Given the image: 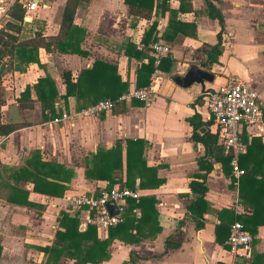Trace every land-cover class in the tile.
I'll return each mask as SVG.
<instances>
[{
    "label": "crops",
    "instance_id": "0c3cea01",
    "mask_svg": "<svg viewBox=\"0 0 264 264\" xmlns=\"http://www.w3.org/2000/svg\"><path fill=\"white\" fill-rule=\"evenodd\" d=\"M33 1L36 6L22 25L18 39L28 41L43 37L46 40L58 36L67 0ZM188 1L191 10L179 11L174 18L193 26H184L177 33L168 32L171 36L168 39L161 36L167 30L168 9L157 14L153 9L134 8L131 11L124 0L79 1L73 23L84 29L79 43L83 53L47 51L40 43L38 62L23 63L22 70L10 69L1 74L4 102L0 106V120L18 126L10 133L0 135V168H3L0 179V264H44L46 254L41 247L51 245L59 227L60 212H69L64 207V196L96 193L108 183L107 180L85 177L86 159L98 148L113 147L118 141L124 164V145L129 138L146 141L143 152L146 164L156 167L157 175L163 178L157 187L135 188L140 190L141 196L154 198L160 230L151 236L149 225H144L136 242L114 239L108 247L110 257L100 264H121L130 252L141 257L135 264H264V224L251 235L253 253L250 258L236 255L226 244L216 241L215 230L222 218H230L232 214L249 215L250 208L238 197V183L235 181L233 188L229 185L231 180L224 173L222 162L207 158L203 143L191 138L194 127L199 133L206 129L211 131L210 124H205L211 117L203 91L234 79L257 91L264 115V0H212L224 18L222 52L217 62L212 63L206 61L204 49L217 43L218 22L207 15L205 0ZM179 2L166 0L165 4L176 10ZM154 21H157L158 39L169 46V53L161 59L160 84L149 100H123L118 102L122 103L119 111L62 120L57 124L44 118V113L49 110L43 109L36 100L33 87L38 77L50 76L58 93H63L64 71H68L71 81H75L82 69L100 59L116 64L117 72L121 80L128 82V88L136 86V68L148 60L151 55L148 45L155 41L144 42L142 37ZM131 42L146 55L142 58L128 56L125 50ZM0 64L4 67L3 61ZM200 64L214 74L212 82L182 88L172 80L173 76L184 74L189 66ZM26 85L30 86V98L34 102L30 107L21 108L19 96ZM75 99L74 95L67 97L71 110L75 108ZM63 101V98H55L56 108L64 109ZM245 133L248 142L264 144V138ZM32 150H39L43 160H54L73 170L61 196L35 191L29 188L27 181L15 179V171L24 165ZM246 156L247 151L240 159ZM202 179L206 185V209L201 219L202 227L196 228L195 222L188 217L187 205L194 199L188 184L191 180ZM117 185L118 182L112 187ZM14 187L27 191L29 204L7 200L6 196L12 194ZM106 231L99 230V238L104 237ZM176 231L179 232L180 247L156 257L164 250L165 238ZM66 263L63 257L59 259L58 264Z\"/></svg>",
    "mask_w": 264,
    "mask_h": 264
},
{
    "label": "trees",
    "instance_id": "16d2710c",
    "mask_svg": "<svg viewBox=\"0 0 264 264\" xmlns=\"http://www.w3.org/2000/svg\"><path fill=\"white\" fill-rule=\"evenodd\" d=\"M79 1L87 0H67L63 6L60 33L56 37H49L46 40L41 37L35 40L20 41L18 33L24 20V6L18 0H13L6 11V16L0 25V61L4 63V70L1 74L10 69L22 70L23 63L38 62L37 48L40 43L45 50L53 51H69L83 53L79 48V43L83 38L84 29L73 23L75 8ZM130 7L131 11L134 8L145 9L147 11L155 10V13L162 14L166 9L169 10L170 18L166 32L161 34L164 39L170 38L168 32L177 33L184 26L192 27V24L181 23L175 20L176 14L191 10V4L188 0H179V7L173 10L165 4L166 0H124ZM207 15L217 20L219 31L217 33V43L210 45L204 49L206 61L208 63L217 62L218 56L222 52L221 35L224 28V18L221 10L212 2L205 0ZM157 21H154L142 41L156 40L159 37L157 29ZM183 32V31H182ZM173 37V36H172ZM130 48L132 49L130 51ZM125 52L128 56L142 58L146 54L142 50L135 48L131 42L126 47ZM6 57V58H5ZM5 58V60H3ZM206 61H204L206 63ZM162 60L159 64L161 67ZM154 70L153 57L148 55L146 62H141L136 68V87H144L148 84L149 77ZM63 83L65 90L63 93H58L55 84L50 76L45 75L38 77L33 85L36 100L41 103L43 109H48L44 113L45 119H52L60 116L62 112H71L79 110L90 104L95 103L102 98L116 99L119 95L128 90V82L123 81L117 72L116 64L105 60L96 59L91 67L82 69L75 81H71L70 73L63 72ZM75 96L74 109H69L67 97ZM203 95V94H202ZM201 95V97H202ZM201 97H198L201 98ZM55 98H63L65 107L56 108ZM63 101V102H64ZM3 92L0 86V106L3 104ZM34 100L30 98V86L26 85L19 96V106L30 107ZM122 109V103H116L111 111L116 112ZM210 122L205 124L209 126ZM18 125L11 122H1L0 120V135H6L17 128ZM191 138L200 141L206 147V156L222 162L224 173L230 178V186L233 188L235 179L231 175L229 165V154L226 153L220 143L217 141L215 133L206 129L199 133L194 127ZM242 139L246 143L247 156L239 160L240 167L244 170L237 180L238 197L242 203L250 208L249 215L232 214L230 218H222L215 230V239L219 244H224V240L228 236L229 225L235 219H238L243 228L251 235L256 233L259 225L264 224V144L261 142H248L245 132L242 133ZM146 146V141L138 139L125 140V161L122 163V146L120 142L110 148H98L97 151L88 157L85 161L84 175L88 179H103L107 180L106 189H110L116 182L121 187L135 189L153 188L159 186L163 182V178L157 175L156 167L148 166L144 158L143 152ZM202 161V159H199ZM207 165L209 162L207 160ZM123 170V172H122ZM1 171L0 168V179ZM122 173L124 178L122 179ZM73 176V170L65 167L63 164L54 160H43L39 150H32L30 157L25 160L24 165L20 166L15 171V179H23L30 183L29 188L35 191L52 196H61L65 189V182L69 181ZM137 178V184H136ZM189 189L194 195V199L187 205L189 218L195 222V227L200 228L203 225L202 216L205 212L204 192L206 185L204 179L191 180ZM12 194L6 196L7 200L14 203L27 202V191L20 188H12ZM155 200L151 196H141L136 204L140 207V217L136 220L131 213L133 201L129 200L128 208L123 215V219L116 225L107 229L106 235L99 238V230L93 224H87L80 227L78 216L70 215L67 211H61L58 217V228L55 231L54 239L49 246L41 247V250L46 254L44 264H58L61 257L67 261L66 264H100L102 261L110 257L109 245L114 239H119L123 242L133 243L139 240L142 227L149 225V229L154 236L160 230L157 221V212L154 207ZM183 220L180 221L182 223ZM179 232L167 236L164 240V250L162 253L155 255L160 256L169 250L180 247L181 241L178 238ZM1 253V245H0ZM253 250L251 252V255ZM250 255V257H251ZM249 257V258H250ZM141 258L135 252H130L128 258L121 264H135L136 260Z\"/></svg>",
    "mask_w": 264,
    "mask_h": 264
},
{
    "label": "built area",
    "instance_id": "2783aa9c",
    "mask_svg": "<svg viewBox=\"0 0 264 264\" xmlns=\"http://www.w3.org/2000/svg\"><path fill=\"white\" fill-rule=\"evenodd\" d=\"M21 1L24 6V20L30 18V11L36 6L33 0ZM11 2L0 0V20L6 15ZM142 46V44H138ZM154 60V70L149 77L148 84L144 87L130 86L128 90L116 99L102 98L95 103L71 112H62L60 116L51 119L52 123L70 120L77 117H96L102 112H109L116 103L123 100L137 98L149 100L152 93L156 92L160 84L159 64L161 59L168 55L169 46L161 40L152 41L148 45ZM208 113L211 117L210 127L216 134L217 141L226 153L229 154L231 175L236 180L244 173L240 167V157L246 153V143L242 133L248 132L250 136L264 138V115L256 90L239 79H234L224 85L208 88L203 91ZM139 189L113 186L110 189L101 188L98 192H81L64 196V207L72 215H77L80 227L87 224L95 225L98 230H107L118 224L128 208L129 200L133 201L131 213L137 220L140 217V207L136 205L140 200ZM112 201L116 212L110 213L106 203ZM236 255L248 258L252 252V236L243 228L238 219L229 225L228 236L224 242Z\"/></svg>",
    "mask_w": 264,
    "mask_h": 264
},
{
    "label": "water",
    "instance_id": "95a60500",
    "mask_svg": "<svg viewBox=\"0 0 264 264\" xmlns=\"http://www.w3.org/2000/svg\"><path fill=\"white\" fill-rule=\"evenodd\" d=\"M3 69V65L0 64V72ZM172 80L180 87L186 88L192 84H200L204 86V82H212L214 80V74L204 68V64L198 66L191 65L182 75L173 76ZM106 207L110 213H115L116 208L112 201L106 203Z\"/></svg>",
    "mask_w": 264,
    "mask_h": 264
},
{
    "label": "rangeland",
    "instance_id": "374dc122",
    "mask_svg": "<svg viewBox=\"0 0 264 264\" xmlns=\"http://www.w3.org/2000/svg\"><path fill=\"white\" fill-rule=\"evenodd\" d=\"M211 131H212V127H210Z\"/></svg>",
    "mask_w": 264,
    "mask_h": 264
}]
</instances>
